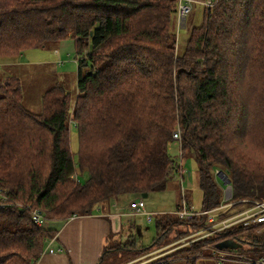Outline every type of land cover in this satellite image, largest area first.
<instances>
[{
	"label": "trees",
	"instance_id": "1",
	"mask_svg": "<svg viewBox=\"0 0 264 264\" xmlns=\"http://www.w3.org/2000/svg\"><path fill=\"white\" fill-rule=\"evenodd\" d=\"M176 10V0H0V59L70 37L78 56L77 94L57 84L39 113L23 107L17 76L0 79V264H35L55 237L32 223V208L61 221L118 196L164 191L178 166L168 148L177 129L181 158L194 153L198 165L199 211L222 204L216 170L229 180L230 203L264 201V0H212L181 53ZM155 219L150 245L112 234L98 263L144 255L204 225ZM262 225H232L150 264L179 255L196 264L225 239L242 258L264 260ZM176 226L185 230L167 239Z\"/></svg>",
	"mask_w": 264,
	"mask_h": 264
},
{
	"label": "rangeland",
	"instance_id": "2",
	"mask_svg": "<svg viewBox=\"0 0 264 264\" xmlns=\"http://www.w3.org/2000/svg\"><path fill=\"white\" fill-rule=\"evenodd\" d=\"M204 0H192L191 10L185 17V21L181 28H176V50L181 53L184 50L185 42L189 35V30L192 27H197L201 24L202 16L207 6L204 4ZM184 27L182 28V26ZM78 56L75 51L73 39L67 38L62 41H56L47 43L42 47L29 49L25 51L18 60L20 65H6L2 59H0V79L8 76H17L22 84V105L26 109H30L34 113L41 111V97L43 92L47 89L60 84L66 92L73 97L77 94V65L76 60ZM70 150L76 152L77 148V136L75 128H70ZM169 155L175 162L180 163V159L183 161L182 170L183 177L178 173H174L164 191L157 193H149L145 198H142L145 210L153 213L152 221H148L144 216L140 214H132L128 217L127 224L133 228L132 234L129 236L120 237V243L133 244L135 247H146L150 245L152 240L156 237L155 223L156 215L167 214L172 215L175 213L177 203L180 200L182 190L186 200L192 204L193 208L197 211L201 209V191L198 188V165L195 161L194 153H187L183 158L180 157V147L176 141H173L169 146ZM223 199L226 195V185L222 183ZM132 196V195H131ZM129 196V197H131ZM134 197V196H133ZM137 197V196H136ZM135 197V198H136ZM140 197H137V199ZM240 208V207H239ZM56 223L55 221H47L45 226H50ZM185 228L182 226H176L168 234L169 240H171L175 232H182ZM195 233V232H194ZM192 233L186 236H181L175 241L167 242L161 247H155L148 250L144 255L131 256L132 261L129 260L128 255L120 253L119 255L113 254L106 259V264H150L157 262L169 254H174L177 250L183 248L194 241ZM119 238V236L117 237ZM117 240V239H116ZM222 241V240H221ZM110 243V241H109ZM113 243V242H112ZM237 249H233L231 252H236ZM221 251V250H219ZM238 251V250H237ZM211 247H205L202 258L197 259L196 264H241L237 262H227L223 260H214L211 254ZM179 255L171 257L168 260L169 264H185V261Z\"/></svg>",
	"mask_w": 264,
	"mask_h": 264
},
{
	"label": "built area",
	"instance_id": "3",
	"mask_svg": "<svg viewBox=\"0 0 264 264\" xmlns=\"http://www.w3.org/2000/svg\"><path fill=\"white\" fill-rule=\"evenodd\" d=\"M192 0H176L177 10H176V19H177V28H181L183 19L189 14L191 10ZM207 6L210 4L205 3ZM173 139L178 143L180 142L181 133L179 129L173 131ZM181 157V154H180ZM183 161L180 159V163L176 168V173L179 176L183 177L182 170ZM219 171H215V175L219 177ZM225 199H223L222 204L217 208L206 210V211H197L193 208L184 195V190L182 191V199L179 202V207L175 210L174 216L179 218L182 221L192 220L194 217L204 218V225L195 233L192 234L193 240L202 239L204 237L218 233L223 229L232 227V225H250V224H260L262 227L260 230L264 231V201L254 202L250 201L248 205L235 206L234 202H229L231 198V188L226 186ZM0 207H3V204H0ZM240 207V208H239ZM128 211L130 215L140 214L145 217L148 221H152V217L155 216L153 213L147 212L145 210V205L143 204L142 198L132 200L128 204ZM223 215V216H222ZM30 218L32 223H35L39 227H44L46 225L43 214L39 209L32 208L30 210ZM55 237L48 238L45 240V248L42 252V255L61 253L63 250L61 248H53L51 245L54 243ZM212 258L214 260H223L227 262H237L241 264H264V260H252L244 259L239 254L235 252L219 251L215 248H211ZM41 255V256H42ZM38 264V261L35 263Z\"/></svg>",
	"mask_w": 264,
	"mask_h": 264
},
{
	"label": "crops",
	"instance_id": "4",
	"mask_svg": "<svg viewBox=\"0 0 264 264\" xmlns=\"http://www.w3.org/2000/svg\"><path fill=\"white\" fill-rule=\"evenodd\" d=\"M5 64L20 65L18 60ZM135 197L118 196L104 202L92 214L55 221L50 225L56 230L55 241L51 246L63 251L42 255L38 264H99L108 236L113 234L125 238L132 234L133 228L125 223L130 217L128 204L136 200Z\"/></svg>",
	"mask_w": 264,
	"mask_h": 264
},
{
	"label": "water",
	"instance_id": "5",
	"mask_svg": "<svg viewBox=\"0 0 264 264\" xmlns=\"http://www.w3.org/2000/svg\"><path fill=\"white\" fill-rule=\"evenodd\" d=\"M207 4L211 5L212 0H206ZM185 22V20L183 19L182 24ZM219 179L221 180V182L229 187V180L227 178V176L225 174H223L222 172L219 173ZM147 196V194H144L141 196V198H145ZM216 249L217 250H233V249H237L239 248L241 245L239 243L234 242L233 240H229V239H225L222 241H219L216 245Z\"/></svg>",
	"mask_w": 264,
	"mask_h": 264
}]
</instances>
